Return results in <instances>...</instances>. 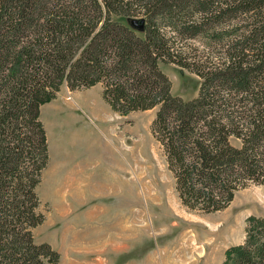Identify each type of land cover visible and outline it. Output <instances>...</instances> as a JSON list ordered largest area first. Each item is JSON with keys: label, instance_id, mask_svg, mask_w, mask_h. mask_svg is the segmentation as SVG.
I'll use <instances>...</instances> for the list:
<instances>
[{"label": "trees", "instance_id": "trees-1", "mask_svg": "<svg viewBox=\"0 0 264 264\" xmlns=\"http://www.w3.org/2000/svg\"><path fill=\"white\" fill-rule=\"evenodd\" d=\"M163 64L198 76V97L174 96ZM99 84L120 115L158 109L151 132L186 207L214 214L264 185V0H0V264H60L34 235L41 109ZM223 264H264V218Z\"/></svg>", "mask_w": 264, "mask_h": 264}, {"label": "rangeland", "instance_id": "rangeland-1", "mask_svg": "<svg viewBox=\"0 0 264 264\" xmlns=\"http://www.w3.org/2000/svg\"><path fill=\"white\" fill-rule=\"evenodd\" d=\"M162 70L174 96L198 97V76L175 65L163 64ZM157 111L120 115L99 86L71 91L64 85L42 107L49 163L38 195L46 221L34 235L37 244L60 253V264H174L177 255L172 260L171 253L178 249L179 264H223L227 249L244 242L248 219L264 218V185L238 192L214 214L186 207L151 132ZM134 159L143 182L130 168ZM221 226L212 243L183 245L187 231L198 235L200 227H209L216 233Z\"/></svg>", "mask_w": 264, "mask_h": 264}, {"label": "bare ground", "instance_id": "bare-ground-1", "mask_svg": "<svg viewBox=\"0 0 264 264\" xmlns=\"http://www.w3.org/2000/svg\"><path fill=\"white\" fill-rule=\"evenodd\" d=\"M119 135V134H118ZM134 140V139H133ZM127 140L126 141H122V144L124 146H127ZM123 146V147H124ZM129 149H131L132 151L134 150L132 147H129ZM125 150V149H124ZM137 150V149H136ZM135 151V150H134ZM125 152V151H124ZM128 160V159H127ZM135 160V159H134ZM136 161V160H135ZM129 165H130V168L133 169V174L135 175V178H137L139 181H142L146 178V176L143 175V173L141 172V169L139 167V164L136 162L134 163H130L129 162ZM143 167V166H142ZM138 181V182H139ZM192 226V225H190ZM221 228L223 229V226L219 227V229L216 231V233L212 232L209 227H200L199 228V234L198 235H194V231L191 229L189 231L186 232V234L183 236V238H187L189 241H185V239L183 240L185 244H183L184 246L187 245L188 248H191V246L193 247H198V239L199 240H208L209 242L212 243V240L213 238H215L217 236V234L221 231ZM176 235V234H175ZM168 236V235H167ZM171 236V235H170ZM164 237V236H163ZM213 245V244H212ZM186 247L183 248L182 251H184ZM188 250V249H187ZM177 255V258L175 259V256ZM171 258L172 260L175 259V263L174 264H179V260L180 259L178 256H179V249L177 251H174L173 253H171ZM181 261V260H180Z\"/></svg>", "mask_w": 264, "mask_h": 264}, {"label": "crops", "instance_id": "crops-1", "mask_svg": "<svg viewBox=\"0 0 264 264\" xmlns=\"http://www.w3.org/2000/svg\"><path fill=\"white\" fill-rule=\"evenodd\" d=\"M98 86H99V87H102L101 85H97V86H95V87H98ZM93 88H94V87H93ZM93 88H92V89H93Z\"/></svg>", "mask_w": 264, "mask_h": 264}]
</instances>
